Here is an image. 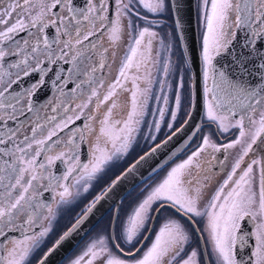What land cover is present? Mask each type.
I'll return each mask as SVG.
<instances>
[{
    "label": "snow or ice",
    "instance_id": "1",
    "mask_svg": "<svg viewBox=\"0 0 264 264\" xmlns=\"http://www.w3.org/2000/svg\"><path fill=\"white\" fill-rule=\"evenodd\" d=\"M114 4L113 19L108 14V0H83V3L78 0H0V145H4L0 147V238H3L0 240V264H32L34 251L52 231L61 206L71 203L69 198L79 196L81 190L88 192L92 182L100 178L108 165L126 156L140 125L145 122L151 91L148 86L152 80L146 78L144 83L148 86L142 88L137 83L139 77H129V71L139 72L144 67L145 72H149L152 42L157 33L150 27L140 28L122 60L116 51L109 52L103 44L100 45L103 52H100L90 38L98 33L101 38L107 34L109 46L119 47L125 16L129 17L128 27L135 29L137 25L132 16L151 23L147 15H141L140 8L163 15L172 7L178 11L179 5L170 7L168 0H128L127 3L114 0ZM200 7L204 23L201 57L206 116L220 131L237 128L239 137L217 146L210 135H205L202 144L187 159L145 190L146 195L132 208L126 220L119 223L114 234L98 236L72 264H205L204 252L186 251L190 235L182 221L193 226L203 223L207 264H264V158L245 161L253 151V145L264 138V51L258 47V43L264 44V0H201ZM242 32V47H251L247 56L243 52L237 56L232 47ZM21 33L25 35L21 36ZM160 43L163 46L164 40L161 39ZM98 52L100 59L96 61ZM106 53L119 65L115 80L108 84L103 77L98 79L95 75L106 67L111 69V65L105 63ZM253 53L260 61L253 66L259 74L255 84L249 79L253 72L248 66ZM223 54H230L232 62L218 66L214 61ZM15 57L18 59H9ZM58 61L71 65L67 69L69 74L83 77L72 92L82 85L88 86L81 93L80 102L75 108L65 106L60 119L55 115L47 117L44 123L39 119L31 122L25 119L15 128L8 127L9 121H17L19 116L25 115L24 109L18 108L20 94L10 92L13 85H17L22 77L41 73L25 90L26 96H33L46 83L47 64L55 65ZM170 67L169 60L163 66L166 77ZM12 69L17 71L13 73ZM176 71H180L179 66ZM129 79L132 81L130 110L126 103H118L120 93L127 91L125 82ZM61 80L63 77L58 73L56 81ZM183 87L184 77L181 75L175 93L176 110L171 112L173 121L181 107L180 89ZM60 91L63 95V88ZM156 99L168 104L167 96ZM121 107L125 117L116 119L114 112ZM32 111L29 100L27 112ZM157 111L160 120L148 127L159 132L165 109ZM238 111L240 118L233 123ZM52 112H57V107H53ZM69 112L72 115H68ZM82 117L90 122L82 127L69 128ZM29 123L30 135L24 134L20 139L21 130ZM168 127L171 129L172 124ZM65 129H69L70 134L62 140L59 134ZM181 130L173 131L168 140L156 144L116 176L36 264H46L48 257L80 228L96 205L118 183L134 173L142 162ZM250 132L251 142L223 180H211L207 167L211 161L202 160V154L208 149L227 152ZM146 138L156 140V136L150 133ZM85 151L90 153L86 163L81 161V154ZM57 162L66 165L62 175L53 171ZM220 163L224 165V161ZM70 179L72 183H66ZM45 192L53 194L50 202L43 198ZM169 210L179 219L166 218L158 230L150 227ZM114 219L119 221V216ZM248 221L252 222L254 229L251 233H246L242 227V223ZM34 225H39L38 232L31 231ZM192 230L201 231L195 227ZM16 231L22 238L8 239L9 233ZM152 232L154 236L145 235ZM253 238V250L245 259L240 250L246 248ZM148 240H151L150 244H146Z\"/></svg>",
    "mask_w": 264,
    "mask_h": 264
},
{
    "label": "flooded vegetation",
    "instance_id": "2",
    "mask_svg": "<svg viewBox=\"0 0 264 264\" xmlns=\"http://www.w3.org/2000/svg\"><path fill=\"white\" fill-rule=\"evenodd\" d=\"M125 2L127 3L128 0H125ZM168 2L171 7L170 0H168ZM194 2H195V17H196V23H197V29H198V35H199V41H200V49L202 52V37H203V32H204V23L202 20V13H201V7H200L201 0H194ZM78 3H83V0H78ZM108 4H109L108 14L111 15L112 18L114 19L115 18L114 14L116 11L114 0H108ZM140 12L142 16L147 15L148 20L151 23H146L144 20L137 19L135 16H132L131 19L137 25V27L135 29L129 28L128 27L129 17L125 16L123 18V25H124L123 36H122L121 41L119 42V47H116L115 45L109 46L107 42V34H105V36L101 38L98 33L96 36L90 38L92 42L96 43L97 47L100 48V52H103V48L100 47V45L103 44L104 47L109 48V52L116 51L117 56L119 57V59L122 60L125 54L128 53V49L132 44L134 35L139 31L140 28L150 27L151 31H154L157 33V37L154 38L152 42L151 58L148 64L149 72L146 73L144 67H141L139 72H136L135 70L129 71V77L134 76V75L139 77V79L137 80V83L140 84L142 88L148 86V85H145L144 83V80L146 78L152 80V84L148 86L150 87L151 91L149 93L150 98L147 104V115L144 117L145 122L140 125L139 133L135 134L136 140L133 143V146L130 149L127 156H124L121 159L114 161V163H117L115 166H118L123 159L125 163L126 158L132 157L133 155L136 154L137 151L141 150L142 147L140 146V144H135V143L144 142L147 140L151 141V139L146 138L149 135V133L151 135L157 136V131L155 130V128L152 127L151 129H149L148 126L154 125V122L157 121V112H158L157 110L159 107H162V105L164 104L162 99H156V97H162V94H163L161 85L163 84L162 82L164 79L163 76L165 77L163 73V66L165 62L170 60L172 64V67H170L169 74L165 78L166 93L165 95H163V96H167L168 98V104L166 106L168 108L167 116L169 118V121H172L171 112L174 111V107H173L174 98H175L174 94L177 91V83L181 75H183L184 77V87L180 89L181 95L183 94V90L187 91V89H189L190 74H189L188 69L185 71L177 72L176 67L174 66V63L175 65H177V59L174 58V45H175L174 40L176 37V33H175V28H174L172 10L164 13L163 15L148 13L146 10L142 8H140ZM20 35L24 36L25 34L21 33ZM145 39L147 40V38ZM161 39L164 40L163 46L160 43ZM177 44H178V41H177ZM169 45H171V48L168 47ZM258 47L260 48L261 51H264V44L258 43ZM141 50L143 51V48ZM248 50L251 51V47H249ZM9 59L14 60V59H18V57L9 58ZM99 59H100V53L98 52L95 56V60L98 61ZM104 59H105L106 65H111V69L106 67L105 69L98 71L95 75L98 79L103 77L105 80V84H108L115 80V77L118 74L119 65L115 63L114 58H110L107 53L105 54ZM250 59H255V65H258L260 62L259 57L256 56L255 53H253ZM64 66H66V64L63 61H58L55 65L47 64V69H49V71L47 72V75L44 77L46 81L45 85L42 86L37 92H35L34 95L31 97L26 96L25 91L21 94L20 104L18 105V108L24 109L25 115L27 114L26 119L29 122L39 119L41 123H44L46 118L52 115H55L57 116L58 119H60L62 118V114H63V110L65 106L75 108L76 103L80 102L79 97L82 92H85L87 90L88 86L82 85L80 89H76L75 92H72L71 90L75 89L76 83H79L80 80L83 79V77H78L75 73L69 74L67 69L71 67L70 64H67V68L63 72L62 69ZM202 67H203V60H202ZM11 71L15 73L17 70L12 69ZM58 73L61 75V77H63V80L56 81V76ZM40 75L41 73L38 72L35 81L39 78ZM23 78L24 77H22L21 79ZM65 82H67L66 86H64ZM125 84H126L127 91H123L120 93V100L118 101V103H121L122 105L126 103L128 109L130 110L131 91H132L131 79L126 81ZM208 85L211 86V80L208 81ZM23 86H25V82L20 84L18 88L20 87L21 89L23 88ZM61 88H63V93H64L63 95H61V91H60ZM203 88H204V81H203ZM101 91L103 90L101 89ZM47 92H49L48 96L40 103V100L43 98L44 94ZM203 99H204V110H203V127L201 128L202 130L178 158H176L175 160H173L172 162H170L168 165L165 166L166 172L164 174H161L158 177H156L154 181L149 184V186L145 185L142 187L140 194L145 192V190L148 189L150 186H153L156 183H158L167 174V172L170 171L172 167H175L176 164H179L183 160L187 159V157L202 144V139L205 135H210L212 142L215 143L217 146L231 143L232 141L236 140L239 137V130L237 128H230L229 131L223 132V131L218 130L216 125L212 124L208 120L206 116L204 94H203ZM29 100L32 102V107H33L32 112H27V102ZM53 107H57V112H52ZM240 114L241 113L237 114L232 119L233 123H235V120L240 118ZM68 115H72V113L69 112ZM87 115H88V112L87 110H85V116ZM96 115H99V113H96ZM114 115L116 119L124 118L125 117L124 108L121 107L115 110ZM19 117H23V116H19ZM256 118L258 119V117ZM89 122L90 121H87L84 119V117H82L81 120L75 121V123L73 125H70L69 128L82 127L84 123H89ZM245 125L247 128V120H245ZM94 127H98V125H95ZM208 130H210L211 132H209ZM254 130L255 129L253 128L252 131ZM24 134L30 135V123L26 125L25 129L21 130L19 138L22 139ZM69 134H70L69 129H65L59 135L62 140H66ZM250 138H251V132L249 133L248 136L243 138L240 144H237L232 149H228L227 152L223 150L221 152H212L211 149H208L205 153L202 154L201 156L202 160L211 161V164L207 165V167L209 168L210 174H211L210 175L211 180L216 181V182L223 180L226 172L231 170L232 164L236 161V159L239 158V156L241 155L243 149L247 146V144L251 142ZM53 139H56V138L54 137ZM7 146L10 147L11 145L9 144ZM0 147H4V145H0ZM208 153H211V155H209ZM89 157H90V153L88 151H85L81 154V161L86 163ZM213 157H215V159H213ZM262 158H264V138L258 140L256 145H253V151L250 152L247 157H245V161L250 162L252 159L259 160ZM5 159L7 158L5 157ZM221 161H224L223 166L220 163ZM109 166H111V164L106 167L104 173L100 175V178L92 182V187L89 188L88 192L85 193L81 190V193L79 196H74V197L69 198L71 200V203L61 206L56 216V219L53 221L52 231L45 238H43L41 242V246L39 247V249L34 251L32 259L34 258V256L38 255L36 259L37 261L48 249V247H46V245L48 244L47 240L52 239V241L49 244L50 246L54 242V240L72 222L70 221L71 217L73 215H76L81 205L90 199L92 200L94 199L95 188L102 187L103 189L107 185L106 184L104 186V184L106 182L109 183L108 176L110 173L109 170H111ZM65 168H66V165H64L61 162H57V165L53 168V171L57 175H62L65 171ZM158 174L159 173H157V175ZM66 183L71 184L72 180L70 179ZM73 191H75V189H73ZM52 195L53 194L51 192H45L43 194V198L50 202ZM169 211L172 212L171 210ZM172 215L176 218H179L175 216L173 212H172ZM77 216L78 215H76L75 218ZM199 219L200 218H197L198 221ZM182 222L186 224V227L190 235V241H189V245L186 246V251L191 252V250L195 249L198 252H204L207 255L205 251V239L202 238V237H206V233L202 231L204 228L203 223H197L195 226H193V225L187 224L185 221H182ZM193 227L200 229L201 231L199 232L193 231L192 230ZM39 230H40L39 225H34L31 231L38 232ZM253 230L254 229L252 228V231ZM31 231L28 234H31ZM150 236H152V234H150ZM14 237L22 238L21 233L19 231L9 233L8 239H12ZM199 237H201L202 241H200ZM91 238L87 242H85V246L81 245L77 247V249H75V251H73V253H71L61 264H72V261L75 260L77 257H79L83 253L84 250H86L87 245L91 241L96 239V238H92V239ZM2 239L3 238H0V240ZM253 243H254V238H253ZM36 261H34L32 264H34Z\"/></svg>",
    "mask_w": 264,
    "mask_h": 264
},
{
    "label": "water",
    "instance_id": "3",
    "mask_svg": "<svg viewBox=\"0 0 264 264\" xmlns=\"http://www.w3.org/2000/svg\"><path fill=\"white\" fill-rule=\"evenodd\" d=\"M170 3L171 7L176 4L179 5L178 11L174 7H172L173 22L182 56L191 74L190 107L185 119L173 131H175L176 129L182 130L175 136H173L172 139L169 140L166 145L161 147L154 155L148 157L146 161L142 162L134 173L129 174V176L118 183L117 186L113 188L108 193V195L96 205L92 213L89 214L88 218L84 221L80 228L76 232H74L68 240L64 241L58 248H56V250L48 257L46 264H61L109 212H112L109 235L114 234L116 224V220L114 218L118 216V212L124 198L136 187L150 178L153 174H155L156 172L158 173L159 170L178 158L201 131V128L203 126V89L201 76V58L198 46V35L195 17V2L194 0H170ZM177 20L180 24L179 27H177ZM243 40L244 35L242 32L232 46L237 56L241 52H243L247 56V54L250 52L248 50L249 48L242 47ZM232 59L233 57L230 54H223L221 57H218L217 60L214 61V63H217L218 66L223 64H231ZM254 65L255 59H250V63L248 66L252 68L253 75L249 77V79H251L255 84V82L259 80V74L256 67H253ZM66 68L67 64L63 67L62 71L64 72ZM37 73H33L29 77H24L23 79H21V81L17 85H13L10 92L13 95L19 93L21 96V94L26 89H28L33 82H35ZM24 82L25 86H23V88L21 89L20 87L18 88V86ZM48 93L49 92L44 94L43 98L40 100V103L48 96ZM239 113L240 112L238 111L237 114ZM26 117L27 114L23 117H18L17 121H9L8 127H17L19 123H22L26 119ZM4 130L7 131L6 128ZM172 132L166 135L156 144H162L165 140H168V137L172 135ZM156 144L151 146L145 152L150 151V149ZM145 152H143L141 155H143ZM138 158L139 156L136 159ZM135 160H133L128 166H126L118 175L124 172ZM108 185L105 188H107ZM75 220H73L72 223H74ZM155 222L156 220L151 223L150 227L154 228ZM72 223L63 232H65L72 225ZM242 227L244 228V231L246 233H251L253 228L250 221L242 223ZM63 232L60 235H62ZM150 234L151 233H146L145 235ZM60 235L56 240L59 239ZM199 239L200 241H202L201 237H199ZM56 240L53 242V244H55ZM53 244L49 248H51ZM252 244L253 239H250L248 246L240 250V254H242L245 259L248 258L251 251L253 250ZM204 260L205 264H207L208 257L206 254H204Z\"/></svg>",
    "mask_w": 264,
    "mask_h": 264
},
{
    "label": "rangeland",
    "instance_id": "4",
    "mask_svg": "<svg viewBox=\"0 0 264 264\" xmlns=\"http://www.w3.org/2000/svg\"><path fill=\"white\" fill-rule=\"evenodd\" d=\"M174 42H175V45H174V58L175 59H177V65H175V63H174V66L176 67V66H179V69H180V71H185V70H187V68H186V66H184V62H183V60H184V58H183V56H182V54H181V51H180V47H179V45L177 44V39H176V37H175V40H174ZM179 48V49H178ZM175 61V60H174ZM185 61V60H184ZM163 87H162V90H163V94H162V97H163V95H165V93H166V88H165V78H166V76L164 77L163 76ZM176 93V92H175ZM190 94H191V77L189 78V89H187V91L186 90H183V94L181 95V93H180V95H181V107H180V109L177 111V113H176V120L175 121H169V118H168V114H167V112H168V108H167V106L165 105V104H163L162 105V107H159L158 109H160V108H164L165 109V115H164V119L162 120V121H160V131L159 132H157V136H156V140L155 141H149V140H147V141H144V142H139V143H135V144H140V146L142 147L141 148V150L140 151H137L136 152V154L135 155H133L132 157H130V158H126V160H125V163H124V159L121 161V163L118 165V166H115L117 163H114V161H117V160H114L112 163H111V166H109V168L111 169V170H109L110 171V173H109V176H108V182H110L124 167H126V166H128L129 164H130V162H132L137 156H139L140 154H142V152L143 151H145L147 148H149L150 146H153L154 144H156L157 142H159L160 140H162L167 134H169L172 130H174L175 128H177L180 124H181V122L184 120V118L186 117V114H187V112H188V110H189V107H190ZM175 95V94H174ZM174 110H176L175 109V98H174ZM158 120H160V118H159V114H158V112H157V121ZM168 124H172V128L170 129L169 127H168ZM203 127V126H202ZM202 130V129H201ZM209 132H211L210 130H208ZM127 156V155H126ZM159 172V174L157 175V173H155L154 175H152L151 176V178H152V181L151 182H153L154 181V179L156 178V177H158L159 175H161V174H164L165 172H166V169H165V167H163L161 170H159L158 171ZM157 175V176H156ZM151 182H149L148 184H147V186H149V184L151 183ZM106 184H108L107 182L104 184V186L106 185ZM154 184V183H153ZM154 186V185H153ZM143 187V186H142ZM142 187L140 188V189H137L136 190V192L134 191L131 195H129L128 197H127V201L129 202L128 203V206H127V208H129V209H127L126 210V212H121V214H120V210H119V221H116V225H115V232H116V230H117V228H118V225H119V223H122L123 221H125L126 220V218H127V215H128V213L132 210V208L133 207H135V205L140 201V200H142L143 199V197H144V195H146V191L145 192H143L142 194H140V191H141V189H142ZM102 189V187H100V188H95V190H94V197L100 192V190ZM91 200L92 199H90V200H88V201H86L85 203H83L82 205H81V207L78 209V211H77V213H76V215H80L81 213H82V210L91 202ZM123 203V202H122ZM122 206V205H121ZM121 209V208H120ZM76 215H73L72 217H71V219H70V221H72L73 222V220H75L76 218H75V216ZM125 215V216H124ZM124 216V217H123ZM166 218H174V219H179V218H176V217H174L173 215H172V212H170V211H167V212H165V213H162L161 215H160V218L157 220V222H156V224H155V227L153 228V229H156V230H158L159 229V227L164 223V221H165V219ZM183 223V222H182ZM69 224V223H68ZM109 224H110V222H109V218H107V219H105L99 226H98V228L97 229H95L93 232H91L84 240H82L81 242V245H84L85 246V242H87L91 237L92 238H97L98 236H108L109 235V230H110V228H108V226H109ZM107 228H108V233H107ZM254 231V230H253ZM146 234V233H145ZM152 234V236H154V234L155 233H151ZM91 238V239H92ZM52 241V239H49V240H47V242H48V244L46 245V247H50L49 246V244H50V242ZM151 243V240H148L147 241V243L146 244H150ZM80 245V246H81ZM125 247L127 248V247H129V246H127V245H125ZM37 257H38V255H36V256H34V258L32 259V263L34 262V261H36V259H37Z\"/></svg>",
    "mask_w": 264,
    "mask_h": 264
},
{
    "label": "trees",
    "instance_id": "5",
    "mask_svg": "<svg viewBox=\"0 0 264 264\" xmlns=\"http://www.w3.org/2000/svg\"><path fill=\"white\" fill-rule=\"evenodd\" d=\"M150 147H151V146H150ZM150 147H149V148H150ZM147 149H148V148H147ZM147 149H146V150H147ZM146 150H145V151H146ZM145 151H143V152H145ZM143 152H142V153H143ZM140 155H141V154H140ZM136 158H137V157H136ZM119 173H120V172H119ZM119 173H118V174H119ZM158 173H159V172H158ZM118 174H117V175H118ZM117 175H116V176H117ZM116 176H115V177H116ZM115 177H114V178H115ZM112 180H113V179H112ZM112 180H111V181H112ZM111 181H110V182H111ZM151 181H152V178H151V177L148 178L145 182H143L140 186L136 187L133 191H131V192H130V193L124 198L123 203H122V206H121V209H120V214H121V212L124 213V212H126L127 209H129V208H127L128 203H129V202L127 201V197H128L129 195H131L134 191L136 192L137 189H140L142 186L147 185V184H148L149 182H151ZM110 182H109V183H110ZM109 183H108V184H109ZM108 184H107V185H108ZM107 185H106V186H107ZM106 186H105V187H106ZM105 187H104V188H105ZM104 188H103V189H104ZM103 189H102V190H103ZM102 190H101V191H102ZM101 191H100V193H101ZM100 193H99V194H100ZM99 194H98V195H99ZM98 195H96V196H98ZM96 196H95V197H96ZM95 197H94V198H95ZM92 201H93V200H92ZM118 215H119V214H118ZM107 218H109V222H110V224H111L112 212H109V213H108V214H107V215H106V216H105V217H104V218H103V219L97 224V226H96L91 232H93L95 229H97L98 226H99V225H100L105 219H107ZM110 224H109L108 228H110ZM108 228H107V233H108ZM91 232H90V233H91ZM90 233H89V234H90ZM89 234H88V235H89ZM88 235H87V236H88ZM82 242H83V241H82ZM82 242H81V243H82ZM81 243L79 244V246L81 245ZM79 246H78V247H79ZM76 249H77V248H76ZM74 251H75V250H74ZM72 253H73V252H72Z\"/></svg>",
    "mask_w": 264,
    "mask_h": 264
}]
</instances>
